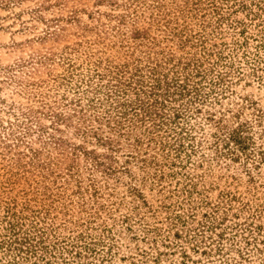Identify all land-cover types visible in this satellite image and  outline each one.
Instances as JSON below:
<instances>
[{
  "label": "rangeland",
  "instance_id": "obj_1",
  "mask_svg": "<svg viewBox=\"0 0 264 264\" xmlns=\"http://www.w3.org/2000/svg\"><path fill=\"white\" fill-rule=\"evenodd\" d=\"M0 264H264V0H0Z\"/></svg>",
  "mask_w": 264,
  "mask_h": 264
},
{
  "label": "trees",
  "instance_id": "obj_2",
  "mask_svg": "<svg viewBox=\"0 0 264 264\" xmlns=\"http://www.w3.org/2000/svg\"><path fill=\"white\" fill-rule=\"evenodd\" d=\"M156 95H157V93H156ZM119 102H121V101H119ZM155 102L157 104L159 103L162 106L161 108H164V106H166V103L165 102L159 101L158 99L155 100ZM119 104H125V103H119ZM153 105H154V103H143V101H141L140 104L137 105L136 108H138V107H142L143 108V114L141 115V117H138L139 120H142V121L152 120V121H154V119L156 117V114L158 115V112H154ZM80 112H82V111H80ZM162 112H163V114L160 115V116L167 120L168 119V116L164 113V111H162ZM54 117H56V120H54V122L57 123V124H60V122L69 120L71 118L70 115H68V114L63 115L61 113L60 114L56 113L54 115ZM79 118L82 119L84 122L86 120H88V117H86V114L84 112L81 113V115H80ZM115 123L117 124L116 126H111L113 130H116V128L123 127V120L122 119L117 120V122H115ZM99 129L100 128L91 129V130H89L87 132H92L93 133V136H95L98 144L106 145L108 143H111L113 141V139L112 138H104L103 136H101L100 133H99ZM83 148H84V146L78 145L74 149V152H76L77 149L78 150H83ZM83 152H84L85 156L88 159H91L92 161L95 160L93 163H96L97 165H100L101 164V161H99L97 159L98 154L96 153V151L94 149H86L85 148V150H83Z\"/></svg>",
  "mask_w": 264,
  "mask_h": 264
}]
</instances>
